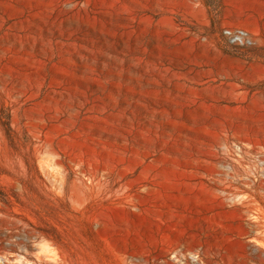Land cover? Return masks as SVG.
Returning <instances> with one entry per match:
<instances>
[{
    "label": "rangeland",
    "instance_id": "obj_1",
    "mask_svg": "<svg viewBox=\"0 0 264 264\" xmlns=\"http://www.w3.org/2000/svg\"><path fill=\"white\" fill-rule=\"evenodd\" d=\"M0 258L264 264V0H0Z\"/></svg>",
    "mask_w": 264,
    "mask_h": 264
},
{
    "label": "built area",
    "instance_id": "obj_2",
    "mask_svg": "<svg viewBox=\"0 0 264 264\" xmlns=\"http://www.w3.org/2000/svg\"><path fill=\"white\" fill-rule=\"evenodd\" d=\"M222 33L229 43L238 48L249 47L256 42V35L244 26H225L222 28ZM0 264H3L1 258Z\"/></svg>",
    "mask_w": 264,
    "mask_h": 264
}]
</instances>
